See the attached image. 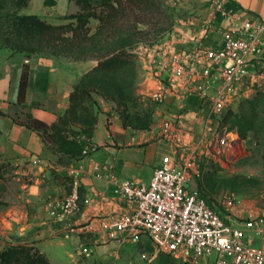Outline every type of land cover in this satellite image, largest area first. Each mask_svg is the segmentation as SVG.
Instances as JSON below:
<instances>
[{"label":"crops","instance_id":"obj_1","mask_svg":"<svg viewBox=\"0 0 264 264\" xmlns=\"http://www.w3.org/2000/svg\"><path fill=\"white\" fill-rule=\"evenodd\" d=\"M172 1L177 7L187 6L189 11L185 22L175 26L167 37H175L181 48L192 47L197 42L209 48L220 47L221 29L225 22H219L218 30H210L206 25L210 7L215 0ZM228 1L245 17L264 19V0ZM79 11V6L71 0H30L25 15L51 19L77 14ZM18 58L17 55L6 57V53H0V113H3L0 114V156L1 162L9 163L15 174L6 181L0 180V184L5 185L1 199L6 202L0 206V252L8 244H24L37 248L51 264H187L183 257L159 251L148 237H143L136 244H121L87 227L94 217L110 216L134 208V205L121 200L120 185L125 180L150 182L161 157L170 151L169 143L162 137L161 124H155L149 130H135L125 126L115 110L106 108V112L99 115L90 137L96 150L80 158L67 155L61 159L64 155L52 153L41 133L17 123L15 118L19 119L22 110L25 116L31 114L53 125L65 115L71 105L70 97L75 86L94 65L41 56ZM25 64L29 66V79L23 106L19 104V88ZM262 78L264 52L260 56V63L251 69L241 86L240 98L248 93L246 83L261 81ZM160 106L159 115L160 110L162 114L171 107L177 110L169 114H179L184 109L186 112L194 110L189 122L195 126L193 128L188 123L186 126L194 129L196 134L201 132V113L205 102L190 100L183 110L174 105ZM36 159L40 160L37 165L33 163ZM211 164L209 161L203 163L202 175H207L213 168ZM75 177L81 181L82 199H90V203L83 204L76 216L58 221L50 216L48 203L62 200ZM192 188L203 190L228 224L246 230V221H257L258 232L246 230V240L250 245L264 247L262 192L253 196L233 195L235 202L229 206L224 197L231 193H223L211 200L203 176L197 179ZM83 248H88L89 252L80 254ZM189 264H215V256L209 259L191 258Z\"/></svg>","mask_w":264,"mask_h":264},{"label":"built area","instance_id":"obj_2","mask_svg":"<svg viewBox=\"0 0 264 264\" xmlns=\"http://www.w3.org/2000/svg\"><path fill=\"white\" fill-rule=\"evenodd\" d=\"M221 21L225 26L217 49L202 42L181 48L172 36L143 47L145 69L153 83L152 101L182 110L190 100L205 102L201 132L196 134L186 126H195L189 122L190 115L185 117L186 109L166 115L161 133L170 151L161 157L152 179L148 184L125 180L120 185L121 200L134 208L94 217L88 223L89 230L121 244H136L148 237L159 251L183 257L187 264L191 258L212 256L215 264H264V247L250 245L246 240V230L258 232L257 221H246V230L228 224L208 198L191 187L193 180L203 176L205 161L221 166L243 147L240 134L221 128L220 124L224 114L234 109L241 86L264 52V19L247 18L228 0H215L206 25L218 30ZM94 150L91 143L84 153ZM33 163L37 165L40 160ZM224 200L233 206L235 197L226 195ZM89 203L90 199H82L81 181L75 177L67 195L48 203V210L52 218L65 221ZM88 252V248H83L80 254Z\"/></svg>","mask_w":264,"mask_h":264},{"label":"rangeland","instance_id":"obj_3","mask_svg":"<svg viewBox=\"0 0 264 264\" xmlns=\"http://www.w3.org/2000/svg\"><path fill=\"white\" fill-rule=\"evenodd\" d=\"M15 1L5 0V11H17L19 15H25L30 0L21 7H18ZM97 10L100 12L101 8ZM188 11L187 6L177 7L172 0H128L125 2V13L117 20L114 27L112 24L103 27L99 19L92 18L88 32L86 34L81 32L80 39L73 47L63 43L56 50L47 48L34 53H25L0 44V53H6V57L17 55L18 59H27L41 56L70 63L80 62L94 67L113 55L124 56L125 64L122 68L99 72L86 79L85 83L87 91L91 93V99H86L83 104L85 108L77 110L76 115H73L69 123L64 126V134H61L65 140V136L76 140H66L64 144L53 132L43 134L52 153L64 155L60 157L61 159L67 155L75 158L85 156L84 151L91 144L93 128L98 122L99 115L106 112V108L115 110L124 125L135 130H149L153 125L161 124L163 115L177 110L171 107L167 108L166 112L161 114L160 110V115L157 114L162 108L156 105L150 96L153 83L145 69L142 52L145 45L166 39L175 26L185 22ZM69 16L41 19L55 26L76 24V20L68 18ZM72 35L68 33L66 37L71 40ZM245 85L249 87L248 93L242 95L238 101L236 115L230 117L228 124L224 126L220 124V126L228 130L235 127L240 119L239 109L242 105L257 100V113L254 116L256 127L249 131V124L243 121L242 125L238 126L239 132L245 136L243 147L241 146L238 152L224 160L221 166H212L207 175H204L211 200L223 193H231L234 196H253L261 192L264 194V78ZM194 112V110L185 111L184 114L188 113V116L193 117ZM18 120L20 122L27 120L25 111L21 110ZM142 124L146 125L140 128ZM1 170L4 181L15 175L5 161L1 163ZM196 181L195 179L191 182V187H195ZM2 185L0 198L5 193L4 183Z\"/></svg>","mask_w":264,"mask_h":264},{"label":"trees","instance_id":"obj_4","mask_svg":"<svg viewBox=\"0 0 264 264\" xmlns=\"http://www.w3.org/2000/svg\"><path fill=\"white\" fill-rule=\"evenodd\" d=\"M74 1L80 8L77 14H72L68 18L76 20V24L69 23L67 25H52L41 19L37 15H19L17 11L7 12L5 11V0H0V44L11 50L20 52L34 53L38 50H44L47 48H56L65 43L69 47L75 46L78 39H80V33L88 32V25L92 18L99 19L102 26L106 27L107 24L114 27L117 24V20L125 13V2L128 0H71ZM18 7L27 4L28 0H16ZM97 8H101L98 12ZM109 27V26H107ZM72 33V39H68L66 35ZM3 47V48H4ZM1 49V48H0ZM28 53V54H30ZM125 64L124 56L113 55L110 58L100 61L99 64L94 67L89 73L85 74L80 82L75 86L74 91L71 94V105L64 116L60 117L53 125H48L42 120L33 117L31 114H27V120L20 122L15 118V121L19 124H23L30 129L41 133L43 139L44 133L57 134L60 142L65 144L66 140H70L69 136H65L66 140L61 137L64 133V126L70 121L73 115H76L79 108H85L83 106L86 99H91V93L87 91L86 79L94 76L99 72H108L112 70H118ZM29 79V66L25 64L24 71L21 76L20 88H19V104L24 106L26 91ZM256 100V99H255ZM247 102V101H245ZM240 119L237 121L235 127H231V131H240L238 126L242 125V122H247L248 130H254L256 123L254 116L257 113V100L256 102H247L239 109ZM3 114V113H0ZM236 115V109H230L226 112L224 118L221 121V126H224L231 116ZM95 125V123H94ZM97 125V124H96ZM95 125V127H96ZM146 125V124H145ZM141 125L140 128L145 126ZM148 126V124H147ZM93 128V131L95 129ZM240 133V132H239ZM62 134V135H61ZM241 138L244 140L245 136L240 133ZM61 137V138H60ZM45 140V139H44ZM76 140V139H74ZM73 142V141H71ZM67 144V143H66ZM1 156H0V180L3 179L1 173ZM9 165V163H7ZM10 166V165H9ZM211 166H216L213 163ZM204 178H206L203 175ZM0 184V189L2 188ZM3 189V188H2ZM204 197L207 198V194L202 190H199ZM209 200V199H208ZM210 202V200H209ZM4 202L0 198V206H4ZM0 264H51L45 254L40 252L37 248L24 244H8L0 252Z\"/></svg>","mask_w":264,"mask_h":264}]
</instances>
